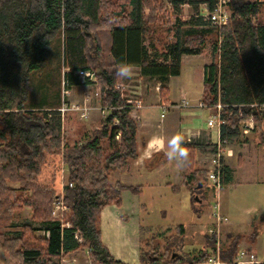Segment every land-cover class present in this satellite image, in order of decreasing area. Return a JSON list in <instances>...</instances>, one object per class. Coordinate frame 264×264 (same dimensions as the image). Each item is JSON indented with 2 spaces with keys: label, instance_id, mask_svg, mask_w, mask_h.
<instances>
[{
  "label": "trees",
  "instance_id": "obj_1",
  "mask_svg": "<svg viewBox=\"0 0 264 264\" xmlns=\"http://www.w3.org/2000/svg\"><path fill=\"white\" fill-rule=\"evenodd\" d=\"M170 2L177 11L191 5L195 16L188 22L176 20V40L159 54L154 43L147 44L165 11L159 0H0V227H13L16 213L25 208L32 212L30 223L18 225L11 235L0 233L2 249L16 264H62L67 254L87 249L93 264H123L103 244L100 229L102 211L110 205L121 207L123 192L131 188L121 182L112 185L110 172H120L139 158L137 122L123 99L125 79L116 76L121 63L139 68L142 77L165 82L180 76L184 55L202 54L207 37L215 34L218 59L205 68L201 102L213 114L221 105L225 121L226 114L232 113L228 124L220 128L221 142L240 141L244 123L253 118L256 148L264 150L261 2L230 0L229 22L213 30L202 28L207 20L200 14V6L207 5L212 12L217 0ZM185 26L189 29L183 32ZM59 36L63 68L68 69L64 73L66 87L81 84L75 76L79 70L97 72L101 104L107 109L101 126L73 145L62 136L60 115L43 111L57 107L26 105L32 91L31 74L46 67ZM159 93L161 103H169V86L163 85ZM248 139L244 143H249ZM191 143L183 146L193 153ZM53 156L68 167L63 195L56 177L52 184L39 183L48 158ZM226 173L224 163L222 186ZM203 175L209 180V172ZM227 175L228 183L231 178ZM9 183L19 184L20 190ZM57 201L71 209L70 227L52 218ZM33 223L41 224L44 237L37 235L40 229ZM238 239L225 244V264H234ZM215 247V238L209 235L203 250L187 258L170 261L157 256L143 258L141 264H207Z\"/></svg>",
  "mask_w": 264,
  "mask_h": 264
},
{
  "label": "rangeland",
  "instance_id": "obj_2",
  "mask_svg": "<svg viewBox=\"0 0 264 264\" xmlns=\"http://www.w3.org/2000/svg\"><path fill=\"white\" fill-rule=\"evenodd\" d=\"M159 1L164 4L165 11L159 15L162 20L160 24L153 26L156 30L155 35L153 34L148 38L147 44L154 43L159 54H162L164 53L165 47L174 43L176 40V20L180 18L182 22H188L193 16H195V12L191 5H183L177 11L172 6L170 0ZM247 1L261 2V19L264 21V0ZM200 10V14L202 15L207 14L209 11L207 5H201ZM230 13L232 15L231 11ZM203 22L205 23V26L202 27L203 29L213 30L215 28L214 25L208 21ZM188 29L189 27L185 26L182 27L181 30L184 32ZM60 36L53 42L51 54L46 67L41 71L31 74L30 83L32 91L29 93V101L26 105L29 107H39L47 104L46 106L48 107H57L43 111L52 114L56 112L60 115L62 136L70 145H73L81 139L83 133L88 129L94 128L95 126L100 127L101 122L107 116V111L102 113L103 107L101 104V91L99 84L92 85L81 83L72 87H66L64 73L67 72L68 69L63 68V42L62 37ZM216 41L217 36L215 34L208 36L205 49L203 53L200 54L201 56H198L199 59H194L192 56H189L191 58H185L180 76H177L176 78L171 77L165 82H159V79L142 77L139 68H131L132 71L130 78L125 79V83L122 86L123 99L126 104L129 105V102L141 101L142 104L140 106H142L144 99L146 102H148L149 99L150 102L154 100L155 97L157 98V101L155 100L153 103H156L159 101V89L163 85H168L170 87V97H172L174 101L180 100L182 89V91H185L187 98L191 102V107H193V105L197 103L196 101L198 100V97L201 95L202 87L204 90L203 69L218 59V54L214 53V45ZM162 59L163 58L160 60ZM190 62L193 64H190ZM67 91H69L68 94H66ZM85 96L91 98V101L86 104L88 107L81 102V99ZM181 103L182 102L178 104ZM73 106H75L73 109H66ZM100 106L102 107L101 109ZM133 106L132 108L136 110L137 104H133ZM200 110V117L198 119L203 118V112ZM34 111H39V109ZM80 111H87L89 117L87 115L88 118H84L82 115L85 114H82L83 112ZM151 111L155 114L156 121L160 119L162 114L163 116L167 115L166 111L162 112L158 109H153ZM211 112L213 114L214 111L212 110ZM226 116V124H228L232 117V113H227ZM254 132L255 131L253 130L247 135L242 133L244 137H241L240 141L231 144L236 151H239L241 148L243 149L241 152L245 161L248 160L247 158L249 156H252L253 160L250 162L251 164L248 162L242 164L240 169L237 170L232 182L226 187L216 190L215 187L210 186L206 195L203 196L204 202L198 203L188 199V202L184 205L185 207L180 210L177 209L180 207L177 201L178 197L171 195L170 191H167L166 188L163 189L162 192H156L155 190H142V171L130 172L127 171L128 167H125L127 170L123 173L119 171H111L109 178L112 185L121 182L128 187L134 188V190L128 188L124 191L123 202L119 209L120 213L127 215L125 220L126 230L122 231L119 230L118 227L113 226L114 229L109 231L113 241H116L123 254L126 255V258H124L125 261L132 262L134 259H136V261H138V259L142 261V257L144 259H153L157 256L160 257L159 252H163L164 249L162 241H169L174 235H177L178 227L180 225H184L188 229L186 241L187 243L190 242L191 244L189 245H192L193 247L198 246L194 244L195 241H198L203 245L206 241L205 234L212 237L213 234H211L210 231L215 230L216 226L219 225L220 232L219 236L216 237V241L219 239L221 245H223L222 249L225 246L223 229L225 231L228 227L229 229H233L231 231L246 233L254 224L255 226L253 227H262L264 224V150L262 151L259 150V148H253L256 147V136H258L257 134L254 136ZM78 135L79 138L77 137ZM247 137L250 138V140L248 139L249 146H245L246 148H244L241 146V143H244V140ZM187 139H190L189 141L186 140L187 142L193 141V136L187 137ZM206 139L211 144L210 146L212 150L215 151L216 145L213 148L212 136L210 133L206 135ZM248 147L251 148L249 149ZM46 163L39 183L52 184V179H55L56 177L55 181L56 184H58L59 192L63 195L65 192L64 187L68 183V167L62 163L61 159L57 156L49 157ZM56 167L60 168V171L58 172L59 174L55 171ZM9 186L20 190L19 184L9 183ZM25 195L29 196L30 194L25 193ZM142 204L146 205L145 210H142ZM216 205H218L219 213L223 219L220 224H218L215 217ZM68 209L69 210L65 212L60 219L64 225H71L72 222V211L69 207ZM58 214L59 211L56 210V215ZM31 218V210L25 208L16 213L13 227H0V233L11 235L19 229L18 225L30 223ZM52 218L55 219L53 213ZM33 226L40 229L37 235L39 237H44L41 224L33 223ZM254 229L256 230V228ZM160 234L164 235V240ZM246 238V241L249 243V239L251 238ZM160 239H162V241ZM127 241L132 243L133 246L131 248H133V250L130 248V243L129 246L126 244ZM160 242L161 244L159 245ZM169 244H171V241ZM87 250L83 252L87 254ZM211 253L212 252H210V254ZM166 257L170 259V255H167ZM65 258L67 259V255L63 258L62 264H66V261H64ZM84 260L86 259H81L80 262L86 264ZM88 260V264H93L91 259ZM0 264H16L9 258L1 245Z\"/></svg>",
  "mask_w": 264,
  "mask_h": 264
},
{
  "label": "crops",
  "instance_id": "obj_3",
  "mask_svg": "<svg viewBox=\"0 0 264 264\" xmlns=\"http://www.w3.org/2000/svg\"><path fill=\"white\" fill-rule=\"evenodd\" d=\"M189 56L197 59L198 56L201 55H184L182 58V64L184 63V59ZM190 64L193 63L190 62ZM204 72L205 69H203V85ZM202 93L203 87L201 95L196 101L197 103H195L193 107H191L192 105L190 104V108L183 106V100L189 101V99L187 98L185 91H182L181 89V101H174L173 98L169 96V103L164 105L161 103L159 94L158 102L153 103V101H157L156 97L150 102L149 99L148 102H146L144 99L143 105L136 106V110L132 108L133 110L131 112V116L137 122L138 127L137 138L139 142V158L136 161L131 162V164L128 166V170L126 168L120 172L123 173L126 170L130 172L142 171V190L145 189L149 191L155 190L156 192H162L163 189L166 188L167 191H170L171 195L178 197L177 201L180 207L177 209L179 210L185 207L184 205H186L188 199H191L192 201L198 203L204 202L203 196L206 195L208 188L212 186L210 185L209 180L206 181L205 176L203 175V172L207 173L211 168L210 160L214 152L210 146L211 144L206 139V135L209 133L211 134L214 148L220 140V134L217 128H209L207 125L212 116V112L209 109L200 110L201 108L198 107V104L202 99ZM89 101H91V98H89V96H85L81 99V102H83L84 105H86ZM180 102L182 103L178 104ZM189 103L191 102L189 101ZM101 108L102 107L100 106V109ZM153 109H158L162 112L166 111L167 115L163 116L162 114L160 116V119L156 121L155 114L151 111ZM199 110L203 112V118L201 119H198L200 117ZM80 112H83L82 114H85L82 115L84 118L89 117V113H87V111ZM97 128H99V126L90 128L86 132H84L83 135ZM173 136H180L182 138V143H188L186 140L189 141L190 139H187V137L193 136V143L191 144L194 145V152L192 153V151L186 149L189 152V160L183 167L178 166L175 161L168 160L165 155V152L167 151V141ZM77 137L79 138V135ZM82 138L83 136L81 137V139ZM143 140L145 141V145L142 147ZM231 144L232 143L228 144L227 147L228 151H230V155H227L225 158L227 173L230 175L231 181L227 183L226 177L228 175L226 173L225 184H223L221 189L232 182L237 170L240 169L242 164H244L245 162L251 164L250 162L253 160V157L249 156L247 158L248 160L245 161L244 157H242L243 154L241 152L243 151V149L241 148L239 149V151H236V149L232 147ZM247 144L248 143H244L241 144V146L246 148L245 146H249V144ZM253 148L256 149V147ZM119 209L120 207L116 205H110L102 211L100 218L102 242L109 249L111 255L116 261H120L123 264H141V261L139 259L138 261L134 259L132 262L125 261L124 258H126V255L123 254L120 246L117 245L116 241H113L111 235L109 234V231L114 229L113 226L118 227V229L122 231L126 230L125 220L127 215L120 213ZM145 209L146 205L142 204V210ZM253 226H255V224ZM253 226L246 233L231 231L233 229H229L228 227L225 229V231L223 229L225 244L233 239L239 238V250L242 248H248V250H252L254 253H256L260 260L264 261V224L262 225V227L258 228ZM254 228H256V230ZM187 232L188 229L184 225H180L178 227L177 235H174V237H172L169 241H162L164 235L160 234V236H162V239L160 240L162 241V245L164 246L163 252H159L160 257H164V259H166V256L170 255L169 260L174 261L178 258H186V256H188L189 254L197 253L198 251L203 250L201 248L205 247V245L207 244L208 234H205L206 241L203 243V245L198 241H195L194 244L198 246L193 247L192 245H189L191 244L190 242L187 243L186 241ZM246 237L251 238L249 239V243L246 241ZM170 241L171 244H169ZM129 243L131 248L133 246L132 243L129 241L126 242L128 246ZM160 244L161 242L159 243V245ZM131 250H133V248H131ZM81 259H86L84 261L86 264H88L87 261H89L88 259H90L89 250H87V254L84 252H80V254L75 252L69 253L67 254V259L65 258L64 261H66V264H79L81 263Z\"/></svg>",
  "mask_w": 264,
  "mask_h": 264
},
{
  "label": "built area",
  "instance_id": "obj_4",
  "mask_svg": "<svg viewBox=\"0 0 264 264\" xmlns=\"http://www.w3.org/2000/svg\"><path fill=\"white\" fill-rule=\"evenodd\" d=\"M229 3L230 0H217V3L215 5L214 11L210 12L208 11L207 14H204L205 19L213 24L214 26H224L226 25L231 17V13L229 10ZM76 78L79 79L81 83L85 84H92L97 85L98 84V76L97 72L91 71V70H79L75 74ZM66 84V83H65ZM69 91L66 92L68 94ZM130 108H132L133 104H137V106H140L142 104L141 101H133L129 102ZM133 103V104H132ZM183 106L189 107L190 103L187 100H183ZM75 106L66 108L67 110L73 109ZM198 107L201 109H205V105L200 102L198 104ZM79 109V108H78ZM222 106H217V112L212 114L210 120L208 121L207 125L209 128H217L220 134V128L222 125L226 124V121L222 118L221 114ZM107 111L106 108L102 109V112L105 113ZM118 124V122H116ZM256 127L255 121L253 118L248 119L246 123H244L243 127V134L247 135L250 132H252ZM120 134H118L117 138L119 139ZM227 142L220 140L216 144V151L212 154L211 160H210V170H209V182L210 184L217 189H220L222 187V177H223V166L225 163V158L227 155H230V151H228L226 146ZM72 186V185H71ZM215 217L217 219L218 224L223 221L222 216L219 213V207L218 205L215 206ZM56 210L59 211V214L56 215ZM69 209L66 206V204L63 201H57L55 204V208L53 211V216L56 220H59L64 215L65 212H67ZM63 223V222H62ZM65 226L70 227V224H65ZM211 234H213V237L215 238L219 236L220 227L219 225L216 226L215 230L210 231ZM222 245L219 239L216 241V247L212 252V256L207 264H225L222 261ZM90 252V250H89ZM234 264H264V261L259 260L258 256L251 250L248 249H240L238 254L236 255L234 259Z\"/></svg>",
  "mask_w": 264,
  "mask_h": 264
},
{
  "label": "clouds",
  "instance_id": "obj_5",
  "mask_svg": "<svg viewBox=\"0 0 264 264\" xmlns=\"http://www.w3.org/2000/svg\"><path fill=\"white\" fill-rule=\"evenodd\" d=\"M131 67L127 63H121L116 71V76L121 79L130 78ZM165 155L168 160L175 161L178 166L183 167L189 160V152L185 149L180 136H173L167 141Z\"/></svg>",
  "mask_w": 264,
  "mask_h": 264
},
{
  "label": "bare ground",
  "instance_id": "obj_6",
  "mask_svg": "<svg viewBox=\"0 0 264 264\" xmlns=\"http://www.w3.org/2000/svg\"><path fill=\"white\" fill-rule=\"evenodd\" d=\"M228 143V142H227ZM229 144V143H228Z\"/></svg>",
  "mask_w": 264,
  "mask_h": 264
}]
</instances>
